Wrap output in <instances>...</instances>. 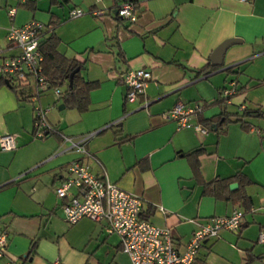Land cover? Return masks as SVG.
<instances>
[{"label":"crops","instance_id":"obj_1","mask_svg":"<svg viewBox=\"0 0 264 264\" xmlns=\"http://www.w3.org/2000/svg\"><path fill=\"white\" fill-rule=\"evenodd\" d=\"M25 1L23 7L0 0L2 55L18 51L6 38L10 26L54 23L57 51L79 62L80 76L97 85L80 112L56 99L52 88L36 96L31 78L18 95L4 80L0 84V136L11 135L15 145L0 149L4 257L11 264H130L119 236L106 232L102 221L81 217L68 223L62 214L63 199L53 188L78 159L95 174L102 167L109 181L141 197L142 213L168 229L177 249L198 222L237 206L203 194V183L243 173L251 210L236 230L222 228L204 239L192 264H264V241L257 240L264 231V211L257 208L264 203V82L258 83L264 78V0H133L134 22L115 15L120 0ZM74 8L82 14L70 17ZM228 39L236 42L226 47L220 65H212L211 52ZM136 68L148 70L150 78L142 94L127 102L121 76ZM231 81L235 92L224 110L253 109L243 117L248 127L230 117L224 127L210 129L203 119L221 112L214 100ZM177 102L201 108L190 122L205 127V134L164 117ZM35 107L58 136L32 135ZM113 123L120 126L118 136ZM83 135L91 159L62 138ZM194 149L195 156L186 155Z\"/></svg>","mask_w":264,"mask_h":264},{"label":"built area","instance_id":"obj_2","mask_svg":"<svg viewBox=\"0 0 264 264\" xmlns=\"http://www.w3.org/2000/svg\"><path fill=\"white\" fill-rule=\"evenodd\" d=\"M12 11L13 8L7 9L9 15ZM69 14L70 17L79 16L82 10L74 8ZM115 15L128 22H134L137 17L136 3L132 0H120L115 8ZM42 28L41 24L33 21L19 27L10 26L6 38L18 51L9 57L3 56L0 52V76L13 83L25 82L31 78L36 96L48 89L39 64L42 56L38 50V43ZM121 78L126 87L125 100L133 102L142 94L150 73L143 68L128 69ZM234 92V82L231 81L230 87L223 88L220 94L228 98ZM53 93L58 97L60 92L54 88ZM200 111L198 105L188 106L177 102L164 117L173 120L177 127H193L205 134L207 132L205 127L190 122L191 117L196 116ZM49 131H52V126L45 120L43 110L35 107L32 135L43 138ZM62 138L68 148L81 154V158H92L85 148L88 135L74 139L65 136ZM14 147L11 135L0 136V149L10 150ZM53 191L58 198L63 199L60 207L68 223L75 222L81 217L102 221L106 232L119 236L120 249L127 254L130 264H192L197 248L204 239L217 235L222 228L236 230L243 218V211L240 208L233 209L227 214L212 215L204 222H198L183 248L177 249L168 229L157 226L143 215L141 197L109 181L102 167L95 174L88 164L78 159L72 160L68 165L66 176L54 186ZM257 208L264 211V203ZM257 240L264 241V231L258 232ZM5 244V234L0 232V264H11L4 257ZM50 264L61 263L54 259Z\"/></svg>","mask_w":264,"mask_h":264},{"label":"trees","instance_id":"obj_3","mask_svg":"<svg viewBox=\"0 0 264 264\" xmlns=\"http://www.w3.org/2000/svg\"><path fill=\"white\" fill-rule=\"evenodd\" d=\"M133 1V0H132ZM62 3H67L69 0H60ZM20 6H27L28 2H17ZM33 9V8H32ZM55 24L50 23L44 28L41 29L40 39L38 43V50L42 56L40 61L41 74L43 75L47 88H57L63 87V90H59V96L56 99H61L62 103L66 107L75 108L78 111H85L88 107L89 91L97 85L95 81L84 80L80 76L81 65L74 59H68L60 54L56 46L58 44V38L53 32ZM75 68H78L71 76L70 85H68V75ZM209 68V69H205ZM201 71L209 72L214 67H205ZM227 71H230L231 68H227ZM5 78L0 76V84ZM264 82V78L258 83ZM8 86L16 93L20 94L23 88H25V83L17 82L13 83L8 82ZM235 87V82H234ZM47 90V89H46ZM237 90V88H236ZM43 92V91H42ZM40 92V93H42ZM39 93V94H40ZM36 95V94H35ZM230 97V96H229ZM226 97L220 96V90L218 97L214 100L217 105L221 107V112L217 115H213L209 118L203 119V123L208 126L210 129H218L224 127L225 124L230 121V117H233V121L239 122L240 126L247 128V122L244 120L249 112H252L250 109H243L241 112L228 113L224 110L225 100L229 99ZM110 126L114 127V135L118 136L121 133L119 124L113 123ZM59 131L56 127L52 126V131L46 132L43 136L47 137L49 135H57ZM125 138V136L123 137ZM199 152V149H194L186 153L188 156H195ZM235 183V187H230L231 184ZM250 185L249 179L241 172H236L228 177H215L212 180L203 183L202 192L203 194H209L215 198L229 200L233 204H237L234 208H239L244 212L251 210V201L247 193V187ZM261 210V209H260ZM145 215V213H143ZM242 222V221H241ZM240 222V223H241ZM250 260V256H247L246 261Z\"/></svg>","mask_w":264,"mask_h":264},{"label":"water","instance_id":"obj_4","mask_svg":"<svg viewBox=\"0 0 264 264\" xmlns=\"http://www.w3.org/2000/svg\"><path fill=\"white\" fill-rule=\"evenodd\" d=\"M236 40L234 39H228V40H225L223 41L222 43H220L210 54V61H211V64L212 65H220L221 64V57H222V54L224 52V50L226 49L227 46H229L230 44L232 43H235ZM78 68H75L73 71H71L68 75V85H70V82H71V76L72 74L77 71ZM4 83L5 84H8V81L6 79H4ZM63 105H59V108H62ZM236 184L233 183L230 185V187H235Z\"/></svg>","mask_w":264,"mask_h":264},{"label":"rangeland","instance_id":"obj_5","mask_svg":"<svg viewBox=\"0 0 264 264\" xmlns=\"http://www.w3.org/2000/svg\"><path fill=\"white\" fill-rule=\"evenodd\" d=\"M50 90H52V89H50ZM52 92V91H51Z\"/></svg>","mask_w":264,"mask_h":264}]
</instances>
